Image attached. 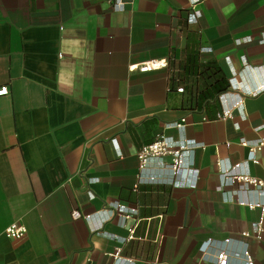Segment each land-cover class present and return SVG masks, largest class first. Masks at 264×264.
Returning a JSON list of instances; mask_svg holds the SVG:
<instances>
[{
	"label": "crops",
	"instance_id": "obj_1",
	"mask_svg": "<svg viewBox=\"0 0 264 264\" xmlns=\"http://www.w3.org/2000/svg\"><path fill=\"white\" fill-rule=\"evenodd\" d=\"M195 54L223 99L199 104ZM4 85L0 264H264V192L225 178L264 180L241 144L264 140V0H0ZM160 134L194 141L195 186L169 156L140 167Z\"/></svg>",
	"mask_w": 264,
	"mask_h": 264
},
{
	"label": "built area",
	"instance_id": "obj_2",
	"mask_svg": "<svg viewBox=\"0 0 264 264\" xmlns=\"http://www.w3.org/2000/svg\"><path fill=\"white\" fill-rule=\"evenodd\" d=\"M162 65H166L164 60L160 61H151L147 62L141 67L142 71L153 69L156 67H160ZM135 66H131V69H134ZM178 92H184V87H179ZM228 92H224L220 95L223 99L224 96ZM9 94V87L4 85L0 86V96ZM240 104V101L238 102ZM237 105V104H236ZM230 108L224 109L221 113L218 114L219 118H228L232 115ZM177 126H181V124L177 123ZM241 144L249 149V157L251 160L256 161V153L260 151L264 147V140L260 139L256 142H249L247 140H242ZM194 141L187 140L186 142H171L167 137L163 134H160L149 144L144 145L140 151L138 152V158L140 160V167L145 168L150 162L153 160H158L159 162L166 156L171 157V167L173 174H177L178 172H191L193 174L192 179L186 178V180L179 184H185L188 186H195L196 177L198 175V170L194 168L192 153L195 149ZM194 178V179H193ZM227 182L234 183L236 181L241 182L244 187H254L262 192H264V180L252 176L250 174H231L226 177ZM151 179H154L151 177ZM178 183V182H177ZM117 207L125 208L123 204H118ZM72 217L74 219L78 218H86L89 219L91 214H83L82 211L74 210L72 213ZM261 228L258 229V234L261 233ZM27 233V226L20 222H12L4 229V234L8 238L12 239H20L23 238ZM217 264H228V254L226 251L221 250L218 252L217 256ZM248 263L253 264V260L250 256H248Z\"/></svg>",
	"mask_w": 264,
	"mask_h": 264
},
{
	"label": "trees",
	"instance_id": "obj_3",
	"mask_svg": "<svg viewBox=\"0 0 264 264\" xmlns=\"http://www.w3.org/2000/svg\"><path fill=\"white\" fill-rule=\"evenodd\" d=\"M185 71L189 75L201 77L205 82V87L197 92L199 104L203 102L208 104L210 101H216L219 95L230 88L228 79L214 60L199 63L196 54L189 56L186 60Z\"/></svg>",
	"mask_w": 264,
	"mask_h": 264
}]
</instances>
